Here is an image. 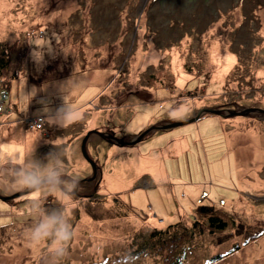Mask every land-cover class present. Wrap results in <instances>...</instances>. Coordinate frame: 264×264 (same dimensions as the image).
<instances>
[{"label": "rangeland", "instance_id": "374dc122", "mask_svg": "<svg viewBox=\"0 0 264 264\" xmlns=\"http://www.w3.org/2000/svg\"><path fill=\"white\" fill-rule=\"evenodd\" d=\"M17 40L7 51L13 61L7 76L21 67V78L6 104L11 113L0 116V170L35 148L43 157L53 148L47 142L58 141L68 150L66 171L82 180L92 175L82 154L89 132L130 142L205 109L264 111V0H0V44L8 49ZM34 51L43 53L39 66ZM19 55L23 61L16 63ZM199 65L213 72L198 75ZM152 77L169 83L174 77L179 89L153 87ZM68 79L74 122L66 130L46 122L51 137L30 129L33 119L46 120L39 101L58 107L57 85ZM26 86L41 89L30 104L21 99ZM181 93L193 96L180 99ZM87 153L99 178L79 188L68 209L76 236L62 264H165L163 255L125 256L141 233L165 229L179 217L193 225L203 192L222 212L264 226L262 115H205L152 132L135 146L93 135ZM87 191L89 198L81 195ZM25 192L0 188L5 198ZM32 201L54 207L59 194L0 202V264H45L47 242L29 247L24 238L35 219ZM88 203L103 206V221L88 215ZM207 237L185 264H264V237L216 263L207 259L227 249Z\"/></svg>", "mask_w": 264, "mask_h": 264}, {"label": "clouds", "instance_id": "9594fccd", "mask_svg": "<svg viewBox=\"0 0 264 264\" xmlns=\"http://www.w3.org/2000/svg\"><path fill=\"white\" fill-rule=\"evenodd\" d=\"M32 55L39 66L43 62V53L34 51ZM68 81L69 79L57 85V95L62 101L58 107L52 108L49 100L39 101L43 104L41 113L50 125L67 128L74 122L77 110L68 100L65 90ZM39 91L41 89L35 87L28 90L26 86L21 99L30 104ZM47 143L52 144L53 148L43 157L36 155L35 148L22 161L10 159L7 166L0 170V188L5 191H45L59 194L58 204L54 207L45 208L39 201L31 202L35 219L25 230L24 238L29 247H38L47 242L45 264H62L68 255L70 243L76 236L68 209L76 202L80 178L66 171L67 148L58 141Z\"/></svg>", "mask_w": 264, "mask_h": 264}, {"label": "trees", "instance_id": "16d2710c", "mask_svg": "<svg viewBox=\"0 0 264 264\" xmlns=\"http://www.w3.org/2000/svg\"><path fill=\"white\" fill-rule=\"evenodd\" d=\"M85 38H88V36L81 38L78 42L86 41L84 40ZM19 41L17 40L8 49H6V44H0V77L4 78L5 87L9 93V100L12 84L21 78V67L18 70H14L10 77L7 76L8 65L13 64L12 58L7 51L13 49L16 45H20ZM22 61L23 57L19 55L16 63ZM207 70L206 65H199L196 74L210 76L213 71L208 72ZM160 78L152 77L150 85L154 87L159 84L157 88L179 89L174 77L171 78L172 81L170 83L161 81ZM192 96L193 93H181L180 99ZM203 194H207L208 198H203ZM203 194L197 201L195 211L199 218L193 217V225H184L182 222L183 217H179L177 221L167 225L165 229L155 228L152 231L141 233L134 239L133 249L125 256V259L141 258L153 253V255H163L165 264H185L189 255L201 248L197 243L198 240L203 236L207 237L208 234L207 238L215 241L216 248L227 249L207 259V263H216L222 262L230 256L241 252L245 247L257 243L264 237V226L235 219L231 214L222 212L224 209L222 205L217 207L210 201V196L207 192H203ZM127 207L130 210L133 208V213L138 218L141 217L139 213L135 212L136 208L129 205ZM85 208L93 220L100 222L104 220L101 215L104 208L101 204L91 205L88 203ZM201 221H205L206 224Z\"/></svg>", "mask_w": 264, "mask_h": 264}, {"label": "water", "instance_id": "95a60500", "mask_svg": "<svg viewBox=\"0 0 264 264\" xmlns=\"http://www.w3.org/2000/svg\"><path fill=\"white\" fill-rule=\"evenodd\" d=\"M262 115L264 117V111L260 110V109H240V110H230V109H225V110H214V109H205L201 112L198 113V115L195 118H192L191 120H188L186 122H182V123H176V124H172V125H165L163 127H154L151 128L149 131L145 132L144 134L140 135L139 137L134 138L132 141L130 142H125L124 140H118L116 138H113L112 136H110L109 134L106 133H99L97 131H92L89 132L86 136V138L84 139L83 143H82V154L85 158V160L88 162V164H90V166L92 167L93 171H94V176L97 175V166L93 163V161L91 160V158L89 157L88 153H87V143L90 139L91 136L93 135H97L100 138H102L105 141L111 142L112 144L116 145V146H121V147H125V146H135L137 144H140L141 142L144 141V139L151 134L152 132L155 131H167V130H171V129H175L178 127H183V126H187V125H191L194 123H198L201 119V117L204 115H214V116H219L222 118H227V117H235V116H241V117H250L252 115ZM114 142V143H113ZM94 180L93 178H89V179H85L80 181L79 184H82L84 182H92ZM34 192H25L22 194H18L16 196L13 197H2L0 196V201L7 203V202H11L15 199L27 196L29 194H32Z\"/></svg>", "mask_w": 264, "mask_h": 264}, {"label": "built area", "instance_id": "2783aa9c", "mask_svg": "<svg viewBox=\"0 0 264 264\" xmlns=\"http://www.w3.org/2000/svg\"><path fill=\"white\" fill-rule=\"evenodd\" d=\"M9 101V93L5 87V83L2 77H0V116L4 114H10L11 110L6 109V104ZM45 123L44 117H38L29 122V128L32 130H42Z\"/></svg>", "mask_w": 264, "mask_h": 264}, {"label": "flooded vegetation", "instance_id": "af4514ba", "mask_svg": "<svg viewBox=\"0 0 264 264\" xmlns=\"http://www.w3.org/2000/svg\"><path fill=\"white\" fill-rule=\"evenodd\" d=\"M223 110H225V109H223ZM114 143V142H113ZM94 177V180L92 181V182H84V183H82V184H80V186H79V188H81L82 186H86V184H89V185H94V182H95V180L97 179V178H99V169L97 170V175L96 176H94V171H93V169H92V175L91 176H89L88 178H85V179H89V178H93ZM85 179H82V180H85ZM82 180H80V181H82ZM98 180V179H97ZM97 182V181H96ZM93 188H94V186H93ZM81 195H83V196H85V197H91V195H93L92 194V192H89V191H87L86 192V194H81Z\"/></svg>", "mask_w": 264, "mask_h": 264}, {"label": "bare ground", "instance_id": "6f19581e", "mask_svg": "<svg viewBox=\"0 0 264 264\" xmlns=\"http://www.w3.org/2000/svg\"><path fill=\"white\" fill-rule=\"evenodd\" d=\"M198 115V113L193 117V118H195L196 116ZM204 117V115L201 117V119ZM200 119V120H201ZM191 120V119H190ZM48 130L50 131V128L47 126V123H46V120H45V123H44V125H43V129L42 130H36V131H42L43 132V134L44 135H46L47 137H51V132H48ZM65 130H66V128H65ZM73 130H74V128H73ZM204 195V194H203ZM207 197H208V195H207ZM206 197V198H207Z\"/></svg>", "mask_w": 264, "mask_h": 264}, {"label": "crops", "instance_id": "0c3cea01", "mask_svg": "<svg viewBox=\"0 0 264 264\" xmlns=\"http://www.w3.org/2000/svg\"><path fill=\"white\" fill-rule=\"evenodd\" d=\"M69 127V126H68ZM72 131H75V130H72ZM221 201H223V200H221Z\"/></svg>", "mask_w": 264, "mask_h": 264}]
</instances>
